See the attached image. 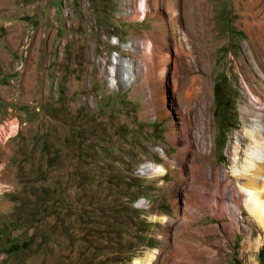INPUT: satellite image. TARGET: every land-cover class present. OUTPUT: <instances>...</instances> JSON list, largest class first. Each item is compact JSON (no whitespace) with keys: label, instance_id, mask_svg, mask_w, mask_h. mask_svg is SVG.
I'll return each instance as SVG.
<instances>
[{"label":"rangeland","instance_id":"374dc122","mask_svg":"<svg viewBox=\"0 0 264 264\" xmlns=\"http://www.w3.org/2000/svg\"><path fill=\"white\" fill-rule=\"evenodd\" d=\"M137 1L0 0V264H251L255 248L264 264L242 204L235 236L188 203L201 160L231 196L245 84L264 85V0ZM203 81L207 139L185 151L178 109Z\"/></svg>","mask_w":264,"mask_h":264},{"label":"bare ground","instance_id":"6f19581e","mask_svg":"<svg viewBox=\"0 0 264 264\" xmlns=\"http://www.w3.org/2000/svg\"><path fill=\"white\" fill-rule=\"evenodd\" d=\"M145 1L142 0V14H144ZM196 19L200 24L203 22L202 19V22H200L199 17H196ZM247 26L249 27L248 23ZM150 45L149 47H151ZM117 62L123 64L122 72L125 71V80H130L134 67L132 62L122 56H117ZM115 68L116 65H113L112 72L114 73ZM193 86L185 89L183 96L184 105L178 109L185 151L194 148V144L201 149L204 147V141L207 139V127L210 125L209 118L207 119L210 110L207 83L203 81L201 86ZM245 86L250 98L242 108L244 125L241 131L235 133V141L232 146V162L230 167L226 168L222 173L226 181H228V177H231L229 180L233 184L230 188L231 196L228 198L225 194L227 187L221 182L219 170L209 164L205 165L201 160L195 161L193 164L191 175V189L193 192L192 194L190 193L188 202L191 214L196 218H200L199 212L212 214L220 219L229 218V221H224L223 225L235 236L237 232L236 226L238 227L239 224L237 215L239 216L238 212L241 210V204L264 228V85L258 87V91L248 84H245ZM173 142L175 144V139ZM164 150V157L169 159L168 153ZM144 168L162 176L170 171L163 164L154 162L146 164ZM200 168H205L206 179L207 177L210 178L212 184L210 191L206 179L198 180L196 171ZM211 226L214 227L213 224ZM256 250L257 248L247 253L251 264H255L254 251ZM135 262L148 263V261L139 258L135 259Z\"/></svg>","mask_w":264,"mask_h":264},{"label":"built area","instance_id":"2783aa9c","mask_svg":"<svg viewBox=\"0 0 264 264\" xmlns=\"http://www.w3.org/2000/svg\"><path fill=\"white\" fill-rule=\"evenodd\" d=\"M140 3H141V5H142V1H139V0H138V1L136 2L137 7H139ZM123 44H124V43H122V45H123ZM113 54H114L115 57H117V56L119 55V53H118L117 51L114 52ZM113 63H115V61H113ZM116 86H118V81H117V79L115 78V75H114L113 73H111V75L109 76V78H108V80H107V87L113 88V87H116Z\"/></svg>","mask_w":264,"mask_h":264}]
</instances>
